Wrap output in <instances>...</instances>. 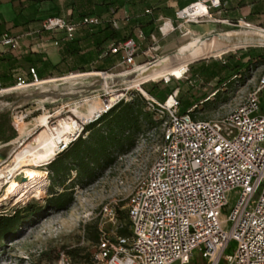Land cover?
Segmentation results:
<instances>
[{"label":"built area","instance_id":"obj_1","mask_svg":"<svg viewBox=\"0 0 264 264\" xmlns=\"http://www.w3.org/2000/svg\"><path fill=\"white\" fill-rule=\"evenodd\" d=\"M220 8V0H199L176 10L174 17L159 14L150 35L137 26L126 41L108 42L99 61L119 56L118 63L109 71L92 73L108 75L155 62L164 56L165 40L174 35L193 40ZM70 16L48 17L41 30L26 36L37 35L36 49L42 54L47 45L59 48L60 42L77 39L83 29L93 31L109 22L120 30L130 20L127 12L107 22L96 15L81 20H70ZM22 37L0 29V57L25 55ZM143 60L146 63L139 64ZM14 77L16 86L0 90V96L19 94L43 81L35 67L21 69ZM263 89L264 75L236 108L225 117L210 120L194 117L197 106L182 113L178 92L161 103L141 90L158 107V156L130 194L124 221L119 219L118 207L102 209L94 254L97 264H264ZM120 95L112 104V97L107 100L88 123L128 102L126 94ZM14 103L0 107V112ZM84 130L80 126L72 141ZM58 146L56 153L60 154L68 145ZM233 195L236 204L230 208ZM223 213H229L226 220H222ZM227 224L229 230L224 228ZM125 227L129 234L123 236L120 230ZM55 264L73 263L63 253Z\"/></svg>","mask_w":264,"mask_h":264},{"label":"rangeland","instance_id":"obj_2","mask_svg":"<svg viewBox=\"0 0 264 264\" xmlns=\"http://www.w3.org/2000/svg\"><path fill=\"white\" fill-rule=\"evenodd\" d=\"M54 1V4L60 3V0ZM51 7L52 5L44 3L40 9L47 12ZM214 20H223L220 13L214 14L210 23L204 26L203 32L196 33L193 40L182 39L180 44L171 45L168 51L163 52L164 56L159 59L172 55L199 40L213 45L206 50L205 55L187 62L189 69L196 62L205 59L208 62L219 63L230 53L243 47H264V28L248 24L242 19L237 25L230 22L218 24ZM233 33H243L245 41L241 45L230 44L221 47L213 43L215 37ZM131 70L133 68L118 69L112 73L114 79L110 86L101 77H85L76 83H56L46 87L36 86L19 94L0 96V107H5L8 103H17L3 111L7 114L13 136L9 142H0V170L4 171L8 166L14 168L13 161L18 153L33 143L41 134L54 137L60 128L58 131L59 140L64 127L63 123L70 120L77 121L80 126L86 129L93 123H88L90 120L82 119L94 108H102L107 100L118 94H126V101L130 102L137 93L141 94V90L144 91L142 84H164L165 90H173V94L180 93V97L185 100L183 107H188L193 102L197 103L193 114L195 118L210 120L225 117L232 109L236 108L242 99L259 85L264 75V65L254 67L244 73L242 78L233 80L227 87L221 88L222 85H220L221 89L218 95L215 94L217 88L214 87L215 84L208 85L199 78L192 77L191 72H188L185 78L180 80L172 78L170 81H166L165 79H170L169 77L151 78L142 81L138 86L132 85L131 82H123L115 87L117 80L127 79V77L119 76L120 73L123 75ZM57 78L61 77L51 79ZM47 80L50 79L45 81ZM114 90L115 92H112ZM148 98L151 99L150 96ZM187 99L190 100L189 103L186 101ZM207 100L210 101L206 103ZM262 110L264 112V103ZM46 118H49L47 126H41L43 119ZM80 137L86 138L85 130ZM160 141L161 130L158 127H144L136 139L135 146L129 152L118 156L115 163L100 174L94 183L85 187L76 186L70 190L72 191L70 193L72 201L66 209L60 211L52 210L48 206L50 198L62 193L60 188H56L54 192L58 194L51 195L52 173L49 166L64 151L60 154L56 153L57 155L46 166L40 168L48 173L47 182L41 189L40 196L30 194L27 198L17 202V195H13L0 204V215L5 216L11 215L29 204H38L44 208V212L33 219L29 225L23 226L14 239L9 238L0 244V264H55L63 253L70 257L73 264H97L94 261L96 243L89 239V233L94 232L101 223L102 215L100 213L104 207L116 206L126 213L128 198L150 171L158 156ZM58 149H60L59 146H57ZM32 159L33 157L27 158L24 163L27 166L24 168H35L32 166ZM13 171L15 173L12 175L7 173L6 183L16 175V180L23 188H26L28 182L25 175L22 172L18 173L16 168ZM75 175L76 173H73V179ZM6 183L0 187V199L6 195L8 188ZM230 201V208H232L236 204L234 195L231 196ZM228 214L223 213L222 220H226ZM88 227H91V232L87 230ZM224 228L229 230L230 225H224ZM70 251H76L77 257H71L68 254Z\"/></svg>","mask_w":264,"mask_h":264},{"label":"trees","instance_id":"obj_3","mask_svg":"<svg viewBox=\"0 0 264 264\" xmlns=\"http://www.w3.org/2000/svg\"><path fill=\"white\" fill-rule=\"evenodd\" d=\"M45 1L53 0H19V12L16 15L14 27L30 25V30L39 31L45 18L60 16L61 9L54 5L47 12L35 11L30 15H25L26 6L40 5ZM68 7H71L70 20H81L89 16L102 17L106 22L122 9L124 2L119 0H67ZM199 0H179V7L183 9ZM221 8L214 12H219L223 20L237 25L242 19L248 24H254L264 28V1L257 0H220ZM150 4L147 11L134 10L130 14L127 27L117 30L109 22L93 31L83 29L79 37L75 40H64L60 42L59 52L61 61L54 65L47 56L40 54L35 59L27 57L21 59L19 56L0 57V90L15 87L17 81L15 74L21 69L35 67L41 80L69 76L75 73L106 72L111 70L119 61V56L108 57L99 61L102 48L111 41H126L133 36L135 27L140 26L147 35H150L155 27L154 20L159 14L166 11L159 5L161 0H131L130 5ZM1 5V1H0ZM166 14V13H165ZM164 14V15H165ZM175 13H173L174 17ZM6 21L0 15V29L5 31ZM47 37L49 34L46 35ZM146 63L145 60L139 64ZM264 65V47L241 48L230 53L221 62H208L201 60L196 62L189 72L192 77H197L208 85L215 84V92L219 94L221 88L227 87L237 78H242L243 74L254 67ZM211 84V85H212ZM220 85L222 87L220 88ZM164 84L147 83L142 85L145 93L158 102H165L173 90L164 89ZM180 90V89H179ZM180 92V91H179ZM264 98V89L262 91ZM193 98V97H191ZM206 99V98H205ZM178 101L182 113L188 112L197 105L190 103L188 107H183L185 100L178 94ZM188 103L189 99L186 100ZM210 100H207L209 102ZM183 107V108H182ZM155 103L148 101L142 94L136 96L130 102H121L110 112L105 114L99 121L89 125L85 129L86 138L80 137L72 142L69 147L62 152L49 166L52 173L51 195L60 188L62 193L50 198L48 206L52 210H64L72 201L71 192L76 186L85 187L94 183L105 170L110 168L118 156L129 152L136 144L138 135L144 127H158L160 121ZM13 134L10 131L7 114L0 112V142H9ZM73 173H76L73 179ZM44 212V208L38 204H29L24 208L16 210L11 215H0V244L9 238L14 239L23 226L39 217ZM119 219L124 221L126 213L118 208ZM91 232V227H88ZM120 234H129L128 228L120 230ZM89 239L93 243H98V229L89 233ZM68 254L75 258L76 251Z\"/></svg>","mask_w":264,"mask_h":264},{"label":"bare ground","instance_id":"obj_4","mask_svg":"<svg viewBox=\"0 0 264 264\" xmlns=\"http://www.w3.org/2000/svg\"><path fill=\"white\" fill-rule=\"evenodd\" d=\"M214 41L215 42L213 43L219 47L230 44L241 45L245 41V37L243 33H233L230 35L226 34L215 37ZM212 45L213 44H209L204 40L193 42L172 55L156 60V62H151L144 66H137L135 69L129 72H125V74L123 75L120 74L119 76L127 77V79L121 81V83L131 82L132 85L138 86L142 81H146L151 78L164 79L169 77L170 79H165L166 81H170L172 78L179 80L185 78L189 69V67L187 66V62L196 60L199 57L205 55L206 50L209 49ZM85 77H101L102 79L107 81L109 86L113 83L114 79V75L111 74H71L66 77L50 79L47 81L44 80L36 85L30 86L29 88L36 86L46 87L48 85H53L56 83H76L77 81ZM116 97L117 96L112 97L110 104H112L116 100ZM101 109V107L94 108L91 113L83 117L82 120H91L95 113L100 111ZM42 122L43 123L41 126H47L48 118L43 119ZM63 125L64 127L62 128L59 140L58 131L60 130V128L57 130L54 137H50L46 134H41L33 143L29 144L23 151L18 153V155L14 159V168H12H16L18 173L22 172V174L25 175V179L28 182V186L26 188H23L21 184L16 180L15 174V176H12V179L6 183L8 177L7 173H10L9 175L15 173L11 167H6L4 171L0 170V187L5 183L8 187L5 197L3 199H0V204L7 201L13 195H17V202L27 198L30 194H36L37 196H40V194L42 193L41 189L47 182L48 174L46 171H43L40 168L46 166L47 163L56 155L57 146L59 144L69 145L74 134L79 132V123L75 120L64 122ZM29 157H33L31 163L35 168H24L27 166L24 163Z\"/></svg>","mask_w":264,"mask_h":264},{"label":"crops","instance_id":"obj_5","mask_svg":"<svg viewBox=\"0 0 264 264\" xmlns=\"http://www.w3.org/2000/svg\"><path fill=\"white\" fill-rule=\"evenodd\" d=\"M0 1H1L0 15H1L2 19L6 21V25H5L6 29L5 30L9 29L10 33H12L13 35L23 36L22 37V43H23V50L25 52V55H21L19 57L21 59H24L27 57H32L35 59L36 54L37 55L41 54L36 49L37 42H38L37 35L33 34L31 36H26L27 33H30V32L33 33L34 32L33 30L29 29L30 25L27 27H24V26L14 27V25L16 23L15 22L16 15L19 12V0H0ZM130 1L131 0L123 1L124 5H123L122 9L115 15V18H119V17L124 16L126 12L130 15L131 13H133L134 10H140V11H142V14H143L144 11L151 9V7H149L150 4H148V3H143V4L131 6L129 4ZM257 1H264V0H257ZM54 2H55L54 0L53 1H45V2H42L40 5L31 6V7L26 6L25 15H30L33 12H35L36 10L39 12H45L42 9H40V7L44 3L50 4V5H52V7L54 5L59 6L61 9L60 16H66V15L72 14L71 7H68L69 3L67 0H60V3L56 2V4H54ZM159 7L161 9H163L164 11H166L165 12L166 14L164 13L166 16L172 17L173 13H175L176 10L180 9L179 0H161V4L159 5ZM199 32H203V30L199 31ZM180 40H182V39L178 38L176 35L171 36L170 38L165 40L164 41V51H168V48L171 45L180 44ZM42 54L47 56V58L54 65L58 64L61 61V55L59 52V48H55L51 45H47L46 51H44V53H42ZM13 55H15V54H13ZM13 55H8V56H4V57H12ZM27 68H28V64L27 65L25 64V69H27ZM211 84L212 83H210L209 85H211ZM263 103H264V98L262 97V105H263Z\"/></svg>","mask_w":264,"mask_h":264},{"label":"water","instance_id":"obj_6","mask_svg":"<svg viewBox=\"0 0 264 264\" xmlns=\"http://www.w3.org/2000/svg\"><path fill=\"white\" fill-rule=\"evenodd\" d=\"M244 48V47H243ZM117 80V79H116ZM117 84H119V83H121V80H117V82H116ZM15 104H17L16 102L12 105V106H14Z\"/></svg>","mask_w":264,"mask_h":264}]
</instances>
